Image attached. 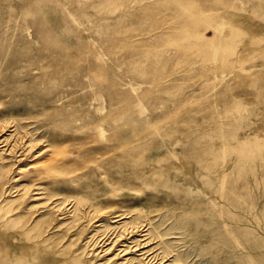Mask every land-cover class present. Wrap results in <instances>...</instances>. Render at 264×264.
Returning a JSON list of instances; mask_svg holds the SVG:
<instances>
[{"label": "rangeland", "instance_id": "obj_1", "mask_svg": "<svg viewBox=\"0 0 264 264\" xmlns=\"http://www.w3.org/2000/svg\"><path fill=\"white\" fill-rule=\"evenodd\" d=\"M1 128L0 264H264V0H0Z\"/></svg>", "mask_w": 264, "mask_h": 264}, {"label": "bare ground", "instance_id": "obj_2", "mask_svg": "<svg viewBox=\"0 0 264 264\" xmlns=\"http://www.w3.org/2000/svg\"><path fill=\"white\" fill-rule=\"evenodd\" d=\"M5 131V128H1L0 129V152L1 153H11V152H19V150L17 151L19 145L23 146L24 145H27V143L22 140L20 142H22L21 144L18 142L17 144V141L14 142L13 144V137L12 135L9 137V136H5L3 133ZM6 134V133H5ZM12 137V138H11ZM16 140V139H15ZM28 146V145H27ZM20 148V147H19ZM13 154V153H12ZM9 156V155H8ZM1 158V156H0ZM37 158V162H34L32 165L35 170L37 171L38 175H44L45 177L47 178H51V177H67L66 174L67 172L64 170V169H61L58 165V155L54 153V151L52 150H49L48 148H46L45 150L39 152L38 154H36V157ZM1 162V161H0ZM44 177V178H45ZM19 179V178H17ZM33 186V185H32ZM35 186V188H33ZM32 187V190H33V198L34 199H41L43 198L45 192L41 190V187H36V185H34ZM31 189V188H30ZM29 189V190H30ZM8 190V189H7ZM27 190L28 189H25V192L27 193ZM38 190V191H37ZM41 190V191H40ZM9 192V191H8ZM21 196V195H20ZM36 196V197H34ZM53 199V198H52ZM70 200H67L66 202L68 203ZM5 202V199L1 200L0 201V210H1V207L3 205V203ZM71 202V201H70ZM51 204H54L52 206V208H56L58 207L57 204L54 203V201L51 202ZM70 204V203H68ZM73 204V203H72ZM67 205V204H66ZM68 206V205H67ZM71 207V206H70ZM68 209V208H67ZM73 211V210H71ZM87 212V211H86ZM118 212H114L113 215V218H116V217H120V216H123V214H116ZM85 214V213H84ZM88 215V213L86 214ZM92 216V215H91ZM88 217V216H87ZM90 217V216H89ZM91 218V217H90ZM95 217L93 216V219ZM91 220V219H90ZM94 221V220H93ZM119 221V220H117ZM124 222V221H123ZM120 223V221H119ZM125 224V225H124ZM127 222L126 223H122V225H124L123 227V231L119 234V236L117 237V235L115 237H109V238H106V234L102 233V236L103 234L106 235L104 237H99L100 239L96 242V245H98L97 247L99 248H102L101 251H97L96 255H99L102 251L105 252V253H102V255H110L111 258H109L110 261H114L113 263L114 264H122L125 262H129V260L131 259L129 257L130 254L132 253H137V252H141L143 251L141 254L139 253L138 255H140L142 258L145 257V260H148V261H145V262H150L152 259H154L153 257L155 256L154 255V252H153V248H149V246H151V240H150V237L148 236V233H144V230H141L140 226H134V227H130L128 228L126 226ZM99 226V225H98ZM118 226V225H117ZM127 227V229H125ZM99 228V227H98ZM110 228V227H109ZM116 228V227H115ZM144 228V227H142ZM108 229V228H107ZM106 229V230H107ZM111 230V229H110ZM118 230V229H116ZM96 231V230H95ZM113 231V230H112ZM99 232V231H98ZM101 232V231H100ZM107 232V231H106ZM110 232V231H109ZM30 233L31 235V232H28ZM27 233V234H28ZM115 233V232H114ZM144 233V234H143ZM95 234V233H94ZM92 233V235H94ZM91 235V236H92ZM98 235V234H97ZM95 235V237L97 236ZM136 236H140V238L136 239L135 237ZM28 238H30L29 234H28ZM27 238V239H28ZM34 238V237H33ZM97 238V237H96ZM31 239V238H30ZM37 239V238H35ZM90 239H93V238H90ZM98 239V238H97ZM109 239L110 242H107ZM33 240V239H32ZM31 240V241H32ZM80 240V239H79ZM45 237H43L41 240L39 241H35V243L33 244L34 247H32L30 249V256L31 257H35L36 256V251L37 248L39 247L40 244H43L45 242ZM88 241V240H87ZM86 241V242H87ZM94 241V240H93ZM95 242V241H94ZM128 242V243H127ZM89 243V242H88ZM86 243V244H88ZM108 243V244H106ZM92 244V243H91ZM111 245V246H110ZM87 247V246H86ZM95 247V245H94ZM93 248V247H92ZM105 248V249H104ZM97 249H95L96 251ZM94 252V251H93ZM90 253V252H89ZM92 254V253H91ZM124 260V261H123ZM142 261V259H140ZM123 261V262H121ZM131 262V261H130ZM152 262V261H151ZM155 262V261H154ZM108 263V262H106Z\"/></svg>", "mask_w": 264, "mask_h": 264}]
</instances>
